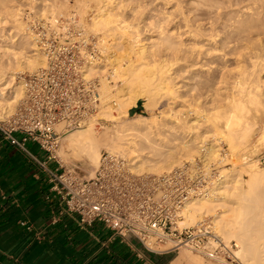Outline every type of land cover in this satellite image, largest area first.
<instances>
[{
    "label": "bare ground",
    "instance_id": "1",
    "mask_svg": "<svg viewBox=\"0 0 264 264\" xmlns=\"http://www.w3.org/2000/svg\"><path fill=\"white\" fill-rule=\"evenodd\" d=\"M25 1L28 3V5H26L27 8H29V10L32 9L36 17H32L30 12L23 14L24 8L22 7V3H25ZM116 1L117 0H76V4L73 5V8L75 5V7H77L75 11L77 12L76 14H79L78 17L81 22V13H84L90 8L96 9V12L90 17L89 23H86L87 25L89 24V30L102 35L106 60L111 64L114 71L113 77L122 82L120 84L121 86L118 87V89L116 88V92L112 93L111 98L115 100V107H104L101 111V115L108 117L107 120L111 118L110 121L116 124L104 126L97 120H91L92 122L89 121L91 123L88 122L84 128L65 132L62 135L63 140L74 154H78L94 167L98 166L100 149L104 148L109 151L125 152V154L131 155L129 157L134 159L132 165L136 171L153 173H159L164 170L167 171L180 164L183 159L193 158L195 155L204 156L205 160H209L212 156L218 154L217 151H219L220 148L219 144L225 142L227 148L224 152H226V155L229 153L231 156L235 157V159H228L230 156H225L224 161H231L233 168L229 171H235L236 173L233 176L230 175V172L221 175L209 195L190 199L182 211V220L180 224L184 225V221L185 223H195V220L200 218L203 214L205 215L213 204L219 203L223 210L212 218V222L216 225L212 227L218 228V233L226 239V241L230 238H234L238 249L234 251L232 258H216V261L221 264H264V167H259L255 161V163H253L252 159H250V154L255 151L258 152L264 145V73L262 72L263 75H258V77H256L257 80L254 78L255 81L252 79V81H247L248 78H246V74H240L241 76H238L240 77V81H237V84L234 81L232 85L234 86L232 87L234 91L237 88V91L240 92L237 93L233 91L234 93H232L230 99L228 93L225 92L226 87L225 89L223 87L225 83L221 76L224 75L220 74L218 78L215 77L217 74L215 76L209 75V77H207V75L203 76L204 71L206 74L214 69V65L212 64L215 59H213L214 61L210 59L212 55L216 58H220V60H224L226 58L225 56L228 58V54L235 56L239 54L242 56L245 55L247 50L257 48L264 49V42L259 36H256L258 37L256 41L254 35L253 37L255 40L242 35V33L245 34L244 32H246V34L248 32L251 35L252 31L249 30L256 29V31H263L264 37V26L262 27L264 23L260 22L264 20L256 16L257 11H254L255 7L253 3H249V5L252 4V6L248 5L247 7L246 5L245 7H247L248 10L246 12H252L246 13L247 19L239 20L236 26L230 28V31L223 30L224 34L227 31V36L223 39L222 36H219V39H217L216 37H218L220 31L217 30L215 32L213 30L215 33L213 31H208L209 34L205 32L207 37H204L205 29L202 28L204 25L202 26L193 19L189 14V10H184L186 1L184 0V6L182 7L183 3L181 4L179 0H167L166 4L171 5L170 10L167 9L164 11L163 8L165 9V6L161 8L163 11L159 9V6H157V8L159 7L158 10L161 13L160 17L162 19V15L168 18V20L163 19L164 23L172 20V27L171 29L168 28L165 30L164 24L162 26L163 21H156V26L160 27L159 34L163 33L162 35H164L161 39L162 45L159 47L163 46L164 50L166 48L171 50L169 51L171 53L166 52L167 50H161V53L162 51H164L163 53H168L169 58L171 57L169 54H172L173 59L168 60L166 59L167 57L162 59V57L160 61H153V57V59L151 58L152 60L150 59L151 61H149L147 60V58H149L147 56L153 52L144 44L142 46L137 45L139 41L137 32L139 30L135 31L138 26H136L135 30L133 27L138 23H134L133 20L137 17H135L137 10L140 11V9L146 6L145 3L149 2L151 6H156V2L160 1L161 3V0H135V6L131 4L132 2L134 3V1L131 0L132 2L130 1L131 3L129 4L133 7L130 5L129 7L123 6V3L121 4L122 0H118L119 2ZM128 1L129 0H127V2ZM192 1L194 2L196 0ZM237 1L239 0H236V2ZM244 1L245 0H242L240 2L242 3ZM122 2H124V0ZM188 2L191 3V0ZM92 3L94 7H91ZM152 3L154 4L152 5ZM214 4L215 3H213V5ZM256 4L259 5L257 2ZM221 5L223 7V2L220 4L219 8L217 7L218 10L221 8ZM69 6L67 0H0V117L11 114L19 100L23 97V86L20 80L17 81L16 73L22 72L23 70L34 71L44 65L45 60L40 49L36 46L37 37L31 26L36 20L55 21L59 15L65 14L71 8H69ZM151 6L147 9L151 8ZM138 7H140V9ZM189 7L190 6L187 8H192V6ZM207 7L209 8L210 5ZM262 7H264V5ZM153 8L154 7H152V9ZM196 8L198 9L199 7H195V10ZM227 8L228 6L225 7L226 10L229 9ZM195 10H193V12H195ZM126 11H130L128 12L130 15L127 14ZM210 11L212 12V9ZM243 11L245 13V10ZM223 13L224 11L221 13L222 16L225 14ZM203 14H205V12ZM203 14H201V16ZM234 14L236 13L234 12ZM241 14L243 13L241 12ZM154 15H156L157 18L159 14L154 13ZM196 16H198L197 13ZM204 16L205 15H203V17ZM230 16L232 17V15ZM230 16L227 15L228 18ZM156 18H154V22ZM170 18L171 20H169ZM217 18L219 19V17ZM230 19L231 18H229V20ZM210 20L208 22H210ZM213 20L214 19H212V21ZM219 22L220 21H218V23ZM169 25L171 24L169 23ZM218 25L219 24L211 26L215 29V26ZM165 26L168 27V25ZM223 28L226 27L223 26ZM233 34L236 39L239 36V38L243 36L246 38L243 43L241 42V45L238 47H235V45L234 48H232L233 43L231 44L229 41ZM259 35H261V33ZM182 36L187 39V42L183 41L184 38H182ZM112 37L114 43L111 42L110 45L112 44L113 46H111V51L114 49L113 58L110 57L111 55L108 52L110 48L108 39L111 40ZM172 38L175 39V41H173ZM204 40L207 41L203 43ZM229 42L231 46L228 45ZM216 43L217 45L215 46ZM236 44L238 43L236 42ZM156 52L157 54L159 53L158 51ZM156 52L152 55L155 56ZM252 52L251 54L253 55L255 52L256 55L257 53L259 54L258 51ZM251 54L249 55L250 58L252 56ZM132 55H134V57H132ZM234 59L233 56V60ZM241 59L245 61V58ZM223 60L222 63H224ZM246 60L248 61L250 59ZM251 60L249 63L253 62ZM225 61H227V59H225ZM255 61L256 60H254V62ZM259 61L263 60L259 59ZM224 64L227 63L225 62ZM240 65L241 63L239 62L237 66ZM248 65L247 68L244 67L246 70L248 69ZM257 65L262 67L261 64ZM223 66L228 67L226 65ZM173 68L176 69V73L173 71ZM257 68L258 66H255V69ZM171 69H173L172 71L175 75L181 76L182 73L189 72L191 76L190 78L188 77L189 80H197L195 77H197L198 80L195 82L196 84L192 80L191 82L186 81L187 83H181L180 85L176 84V90L172 82L175 76H171ZM236 69L239 70L238 67H236ZM262 69H264V67H262ZM89 70L90 73L95 72L93 68H89ZM219 70L225 72L221 69ZM258 71L261 72L259 69ZM217 72L219 73L218 69L216 73ZM242 72H244V70ZM250 73H252V71ZM255 76L257 75H254V77ZM214 77L215 79H213ZM250 78L253 77L250 76L249 79ZM183 80L185 81V79ZM191 84H194L193 87ZM108 87L110 86L104 82V88H106L105 90L108 92V95H105L107 98L110 96ZM173 87L175 89H173ZM194 90H196V92ZM174 91H185L182 94H178H180V98L188 97V100L183 98L182 100H185V103H182L178 94L175 95L174 99L176 97L178 98H176V100H178L177 102L180 108L176 105V115L173 116L178 123L175 122L177 125L174 124V126L170 127L171 129L168 127L160 133H153L154 130L152 131L150 129L152 127H149V124L144 119L146 117L143 119L139 117L138 121L134 119L132 123L126 125L123 123L121 124V120L130 118L128 109L136 100L142 98L144 107L151 108L157 106L156 99L158 97L160 98L165 95V97H167L173 94L172 92ZM235 93H237L238 96L240 93L241 97L239 96L240 98L238 97V99L234 98ZM171 99L173 98L171 97ZM232 99L234 100L229 102V100ZM206 104L212 105V111L203 107ZM119 122L121 125L117 124ZM199 129L203 130L201 131L202 133L198 132ZM174 134V137L179 141L167 144L168 135L172 136ZM165 137L167 139H165ZM256 137L257 139H255ZM256 152L254 154H256ZM237 160L238 162L236 163ZM241 165V169L248 174L247 179L241 177L243 170L242 172L241 170L237 172L234 168L238 166L241 167ZM214 190L216 192H213ZM183 247L185 246L181 245L177 250ZM186 257L187 254L185 252H180L172 259L170 264H181ZM193 261L199 262L195 258Z\"/></svg>",
    "mask_w": 264,
    "mask_h": 264
},
{
    "label": "built area",
    "instance_id": "2",
    "mask_svg": "<svg viewBox=\"0 0 264 264\" xmlns=\"http://www.w3.org/2000/svg\"><path fill=\"white\" fill-rule=\"evenodd\" d=\"M31 28L45 62L20 74L23 97L11 114L0 117V136L45 172L63 211L74 214L80 226L99 220L153 253H170L184 245L214 261L229 259L236 243L226 242L206 219L180 224L186 203L209 195L220 179L204 156L162 173H148L136 171L134 159L125 153L103 150L89 177L80 174L77 164L60 159L56 151L65 132L98 120L104 106L115 105L101 90L104 82L113 87V68L100 34L89 31L76 13L59 15L53 22L36 20ZM29 141L55 167L36 156L26 146Z\"/></svg>",
    "mask_w": 264,
    "mask_h": 264
},
{
    "label": "crops",
    "instance_id": "3",
    "mask_svg": "<svg viewBox=\"0 0 264 264\" xmlns=\"http://www.w3.org/2000/svg\"><path fill=\"white\" fill-rule=\"evenodd\" d=\"M41 157L55 167L44 152ZM76 219L63 211L45 172L0 136V264L170 263L169 253L150 252L99 220L80 226Z\"/></svg>",
    "mask_w": 264,
    "mask_h": 264
},
{
    "label": "rangeland",
    "instance_id": "4",
    "mask_svg": "<svg viewBox=\"0 0 264 264\" xmlns=\"http://www.w3.org/2000/svg\"><path fill=\"white\" fill-rule=\"evenodd\" d=\"M68 1V3H69V10L67 11L68 12V14H71L72 12L73 13H77L76 11H75V8H77V7H75L74 6V8H73V5L74 4H76V0H67ZM119 1H121V0H119ZM118 0L116 1V2H119ZM123 1V0H122ZM121 1V4L123 5V6H128L129 7V3H131L132 1H134V3L132 2L131 4H133V6H135L136 4H135V0H129L128 2H127V0L125 1L124 0V2H122ZM131 1V2H130ZM159 1V0H158ZM166 1L167 0H163V4H162V0H161V3H160V1L159 2H156L155 3V1H154V3L156 4V6L155 5H153L154 3H152V5L153 6H151L150 4L151 3H145L146 4V6H144V8H142V9H140V7H138L139 9H140V11H138L137 10V12L135 13V20H133V22L134 23H138V24H136L135 25V27H133V29L135 30L136 29V26H138L137 27V29L135 30V31H138L137 33H138V36H139V38H138V36H137V38H138V43H137V45L138 46H142L143 44L145 45V46H147L150 50H151V52H153V53H150L147 57H149V58H147V60H149V61H151L152 59H153V57H154V60L153 61H160V60H162V59H164V58H166V59H168V60H172L173 58V55L172 54H169V55H171V57L169 58V56H168V53H166V52H169V51H171V50H168V48H166L165 50L163 49V46H161V47H159L160 45H162L161 44V39L164 37V35H162V34H159L160 33V27H158V26H156V21H163L162 22V26H163V24H164V29L165 30H167L168 28H170L171 29V27H172V24L173 23H171L172 22V20H171V18H173V17H171L169 20H171V21H166L167 23H164V20L165 19H167L168 20V18L166 17L165 18V16H163L162 15V17H163V19L160 17L161 16V13H160V11L158 10V8L161 10V8H163L164 6H165V9L163 8V10L165 11V10H170L171 9V5L169 4H166ZM180 2H181V4H182V7L184 6V2L186 1V3H185V6H184V10H189V14L192 16V18L193 19H195L197 22H199L203 27V29H205L204 30V37L206 36L207 37V34H209L208 33V31L210 32V31H217V30H219L220 31V34L218 35V37H216L217 39H219V36H222V39L225 37V36H227V31H226V33L224 34L223 33V30H228V31H230V28H233L234 26H236L237 24H238V21L239 20H242V19H247L246 18V15L248 14V13H250V12H252V11H249V12H246V11H248L247 10V7H248V5H249V3H253V6L255 7V9H254V11L257 13V15L256 16H258V18H260V19H263L264 20V7H262L263 5H264V0H257V1H254V0H245L244 2H240V1H242V0H239V1H237L236 2V0L234 1H232V0H224V1H221V0H208V2H210V3H208L207 2V0H205V2H204V0H201V2H200V0L198 1V0H196V1H192L191 0V3H189L188 1H190V0H179ZM183 1V2H182ZM212 1V2H211ZM214 1V2H213ZM216 1V2H215ZM255 3H254V2ZM127 4H126V3ZM147 2V1H146ZM188 2V3H187ZM195 2H198V3H195ZM222 2H223V7H222V5H221V8L218 10V8H219V6H220V4H222ZM231 2V3H230ZM234 2V3H233ZM240 2V3H239ZM256 2L257 3H259V5H257L256 4ZM71 3V4H70ZM193 3V4H192ZM204 3V4H203ZM207 3H208V5H207ZM213 3H215L214 5H213ZM227 5H226V4ZM230 3V4H229ZM236 3V4H235ZM23 4V8H24V13L23 14H26V13H31V16L32 17H36L34 14H33V11H32V9H30L29 10V8H27V6L26 5H28V3L25 1V3L23 2L22 3ZM25 4V5H24ZM125 4V5H124ZM135 4V5H134ZM147 4H148V6H147ZM166 4V5H165ZM190 4V5H189ZM197 4V5H196ZM224 4H225V7H227L228 6V10H226L225 9V7H224ZM229 4V5H228ZM240 6H239V5ZM243 4H245V5H243ZM168 5V6H167ZM210 5V7L208 8L207 6H209ZM213 5V6H212ZM218 5V6H217ZM232 5H234V6H232ZM243 5V6H242ZM247 5V7H245ZM131 7H133L132 5H130ZM151 6V8H149V9H147L148 7H150ZM157 6H159L158 8H157ZM163 6V7H162ZM167 6V7H166ZM188 6H192V8H190V9H188L187 7ZM193 6H194V8H193ZM199 7L198 9L196 8V10H195V7ZM231 8H230V7ZM249 6H252V4H250ZM256 6H257V8H256ZM29 7V6H28ZM91 7H94V4L92 3L91 4ZM152 7H154L153 9H152ZM155 7H156V9H155ZM204 7H206V8H204ZM212 7V8H211ZM218 7V8H217ZM239 7L240 8V10H239V8L237 9V8ZM242 7V8H241ZM27 8V9H26ZM137 8V9H138ZM146 8V9H145ZM200 9V10H199ZM212 9V12L210 11ZM215 9V10H214ZM148 10H150V11H148ZM153 12H152V11ZM163 10H161V11H163ZM193 10H195V12H193ZM214 10V11H213ZM221 10V11H220ZM243 10H245V13H244V11ZM147 11V12H146ZM155 11V12H154ZM191 11V12H190ZM208 11V12H207ZM224 11V15L222 16L221 15V13ZM227 11V12H226ZM230 11V12H229ZM238 11H239V13H238ZM260 13H259V12ZM67 12L64 14H62V15H64V16H67L68 14H67ZM86 12V13H85ZM84 13H81V17H82V22H83V24L86 26L87 25V23H89L88 21H89V19H90V17L92 16V14L93 13H95L96 12V9L95 8H90V9H87V11H85ZM128 12H130V11H126V13L127 14H129L130 15V13H128ZM139 12V13H138ZM205 12V14H203ZM214 12V13H213ZM216 12V13H215ZM230 14H229V13ZM234 12L237 14H234ZM241 12L243 13V14H241ZM261 12H262V14H261ZM148 13H149V15H148ZM154 13L156 14V13H158L159 15L157 16V18H156V15H154ZM196 13H197V15L198 16H196ZM211 13V14H210ZM212 13H213V15H212ZM247 13V14H246ZM33 14V15H32ZM137 14V15H136ZM144 14V15H143ZM152 14V15H151ZM163 14V13H162ZM194 16H193V15ZM201 14H203V15H205L206 16V19H205V16L203 17V15L201 16ZM208 15V17H207V15ZM219 16H218V15ZM262 15V16H260V15ZM77 15H79V14H77ZM213 17H212V16ZM216 15H217V17H219V19L216 17ZM226 15V16H225ZM227 15L228 16H230V15H232V17L230 16L229 18H231L230 20H229V18L227 17ZM240 15V16H239ZM25 16V15H24ZM156 18L155 19V22H154V18ZM195 17V18H194ZM202 17V18H201ZM211 18V20H210V18ZM215 17H216V19H218V20H216L215 19ZM241 17H243V18H241ZM129 18H131V17H129ZM151 18H152V21H151ZM160 20H159V19ZM201 18V19H200ZM144 19V20H143ZM158 19V20H157ZM162 19V20H161ZM212 19H214L213 21H212ZM221 19V20H220ZM56 20V19H55ZM150 20V21H149ZM210 20V22H208ZM207 21V22H206ZM218 21H220L219 23H218ZM222 21H224V22H222ZM87 22V23H86ZM140 22V23H139ZM216 22V23H215ZM260 22H262V23H264V21H260ZM153 23V24H152ZM169 23L171 24V25H169ZM224 25H223V24ZM230 23V24H229ZM232 23V24H231ZM216 24H219L218 26H215V29L214 28H212V26H214V25H216ZM221 24V25H220ZM226 24V25H225ZM228 24V25H227ZM141 25V26H140ZM165 25H168V27H166ZM212 25V26H211ZM144 26V27H143ZM153 26H155V27H153ZM208 26V27H207ZM223 26H225L226 28H223ZM231 26V27H230ZM264 25H262V27H263ZM89 24L87 25V29L89 30ZM205 27V28H204ZM220 27H222V28H220ZM140 28V29H139ZM216 28H218V29H216ZM220 28V29H219ZM228 28V29H227ZM209 29V30H208ZM261 29V28H260ZM89 31H91V30H89ZM213 31V32H214ZM249 31H252V33H254V34H252L251 33V35H250V33H248L247 32V34H246V32H244L245 34H243L242 33V35H245V37H247V38H253L254 40H255V38H256V41H257V39H258V37H256V36H259V38L264 42V39H262V38H264L263 37V31L262 32H260L259 30H257L256 31V29H250ZM92 32V31H91ZM170 32V31H169ZM207 34H206V33ZM214 32V33H215ZM257 32V33H256ZM93 33H95V32H93ZM261 33V35H259ZM96 34H98V33H96ZM140 34V35H139ZM222 34V35H221ZM158 35H160V36H158ZM253 35H254V37H253ZM100 37H101V40H102V35L100 34L99 35ZM231 36V35H230ZM234 36V37H233ZM251 36V37H250ZM240 37V36H239ZM237 38L236 39V37H235V35L233 34L232 35V38H231V40H229L230 42H231V44H232V48H234V46L235 47H238L239 45H241V42L243 43V41H244V39H246L244 36L242 37V38ZM182 38H184V40L183 41H186L187 39H185V37L184 36H182ZM221 38V37H220ZM109 39H110V37H109ZM108 39V41H109V45H110V43L111 42H113V37H112V41L111 40H109ZM159 39H160V41H159ZM172 40L173 41H175V39H173L172 38ZM103 41V43H104V40H102ZM207 40H204L203 41V43H205ZM233 41V42H232ZM260 41V40H259ZM187 42V41H186ZM230 42L228 43V45L229 46H231V44H230ZM236 42L238 43V44H236ZM114 43V42H113ZM208 45V44H207ZM217 45V43L215 44V46ZM111 46H112V44L108 47L109 48V50H108V52H109V54L111 55H109L110 57H112L113 58V54H114V49H112V51H111ZM209 46H210V44H209ZM113 47V46H112ZM227 49H229V48H227ZM160 50V51H159ZM161 50H164V51H166L165 53H163L164 51H162V53H161ZM264 49L263 48H257V49H251V50H247V52L245 53V55H242V56H240L239 54H236V56L235 55H229L228 54V58H227V56H225L224 58L225 59H227V61H225V59L223 60V62L225 63H227V64H224V63H222V60H220V58H216L214 55H212V56H210L211 58L210 59H212L211 61H214L213 59H215V61H214V63L212 64V65H214V69L213 70H215V68H216V70L215 71H209L210 73H206L205 74V71L202 73L203 74V76H205V75H207V77H209V75L211 76V75H213V76H215L216 74V76L215 77H220V74L221 75H224V76H221V78L223 79V82L225 83H223L225 86H223L224 87V89H225V87H226V89H225V92L226 93H228V95H229V99H230V96L232 95V93H234V92H240V91H237V88H236V90L234 91V88H232V87H234V86H232L233 85V83H234V81H235V83L237 84L238 82L237 81H240L239 80V78L240 77H238V76H241L242 74H246V78H248L249 79V77L251 76V77H253V78H250L249 80L247 79V81H255V79L254 78H256V77H258V75H260V74H262V72L264 73V69H262V67H264V51H263ZM156 51H158L159 53L157 54V52ZM253 51V52H252ZM254 51H258L259 52V54L257 53V55H259L260 56V54H261V58L259 57V56H257L256 55V52H255V54L253 55V54H251V52L252 53H254ZM155 52H156V55L155 56H153L154 54H155ZM161 53V54H160ZM169 53H171V52H169ZM153 54V55H152ZM161 56H160V55ZM164 56H163V55ZM166 54V55H165ZM252 55L251 56V58H250V56L249 55ZM159 55V56H158ZM240 56L239 58H237L238 56ZM247 55V56H246ZM151 56V57H150ZM230 56V57H229ZM233 56H234V60H233ZM245 56V57H244ZM132 57H134V55H132ZM163 57V58H162ZM213 57V58H212ZM254 57V58H253ZM262 57H263V59H262ZM152 58V59H151ZM162 58V59H161ZM237 58V59H236ZM241 58H245L244 60L245 61H243V59H241ZM108 59V58H107ZM151 59V60H150ZM229 59V60H228ZM238 59H241V60H238ZM246 59H252L251 61H253V62H250L249 63V61L250 60H246ZM256 60L255 62L257 63V64H261V66L262 67H260L259 65H257L255 62H254V60ZM259 59H261V60H263V61H259ZM236 60V61H235ZM247 61V62H246ZM239 62L241 63V65L240 66H237L238 64H239ZM243 62H246V63H243ZM254 64V67H253V64ZM221 64V65H220ZM249 64V65H248ZM215 65H216V67H215ZM223 65H226V66H228V67H225V66H223ZM244 65H246V66H244ZM247 65H248V69L246 70V68H247ZM253 68H252V67ZM255 66H258V68L257 69H255ZM236 67H238L239 68V70L238 69H236ZM244 67H246V68H244ZM260 67V68H259ZM252 68V69H251ZM174 69V70H173ZM173 69H171L170 71H171V76H175V78H173V84H174V87L176 88V84L177 85H180L181 83H187V82H191V80L192 79H190L189 80V78L191 77L190 76V73L189 72H186L187 73V75H186V73H182L181 74V76L180 75H175V73H176V69L175 68H173ZM217 69H218V71H219V73L217 72L216 73V71H217ZM219 69H221V70H223V71H225V72H222V71H220ZM241 69V70H240ZM250 69V70H249ZM258 69L259 70H261V72L260 71H258ZM175 71V73H173V71ZM244 70V72H242ZM238 71V72H237ZM241 71V72H240ZM252 71V73H250V72ZM24 72H31V70H23L22 72H18V73H16V79H17V81L18 80H20V78H19V76H20V74L21 73H24ZM114 72V71H113ZM206 72H208V71H206ZM240 72V73H239ZM248 74H247V73ZM213 73V74H212ZM185 74V75H184ZM189 74V75H188ZM219 74V75H218ZM226 74V75H225ZM241 74V75H240ZM114 75V74H113ZM249 75V76H248ZM254 75H257V76H255L254 77ZM263 75V74H262ZM177 76V77H176ZM180 77H181V79H180ZM185 77V78H184ZM189 77V78H188ZM215 77L213 78V79H215ZM178 78H179V80H178ZM197 80H198V78L197 77H195ZM174 79H176V80H174ZM183 79H185V81L183 80ZM237 79V80H236ZM252 79V80H251ZM112 80H113V87H108V89H109V95L110 96H108V98H107V96H106V99L108 100V99H110L111 97H112V93H114V92H116V88L118 89V87H120L121 85V81L120 80H118V79H116V78H114V77H112ZM117 80V81H116ZM179 82H178V81ZM197 80H192L194 83L197 81ZM256 80H257V78H256ZM184 81V82H183ZM187 81V82H186ZM192 82V83H193ZM196 84V83H195ZM240 84V83H239ZM108 86H109V84H107ZM192 85V84H191ZM194 85V84H193ZM193 85H192V87H193ZM264 86V85H263ZM173 87V89H175ZM103 88V89H102ZM102 88H101V90H102V92H103V94H104V96L105 95H108V92H106L107 90H105L106 88H104V83L102 84ZM111 88L112 89H114V91H111ZM176 90H177V88H176ZM179 90H181V89H179ZM173 91V90H172ZM195 92H196V90H194ZM234 91V92H233ZM105 92V93H104ZM175 92V91H174ZM174 92H172L173 94H170L169 96H167V97H165V96H161L160 98L158 97H156L157 99H156V105L157 106H155V107H151V108H145L144 107V105H143V99L142 98H140V99H138V105H137V111H133V112H130L129 113V111H128V115H129V117L131 118H127V119H123V120H121L120 122H121V124L123 123L124 125H126V124H129V123H132L133 122V120L134 119H136V121H138V118L140 117L141 119H143L144 117H146V118H144L145 119V121L149 124V127H152V128H150L152 131L154 130V132L153 133H160V132H162V131H164L165 130V128L167 129L168 127H169V129H171L170 127H172V126H174V124L175 125H177L175 122H177L176 120H175V118H174V116L176 115V111H175V109L177 110V107H179L180 108V106H179V103L177 102L178 100H176V98L174 99V97H175V95L176 94H178V93H180V94H182L183 92H185V91H176L175 92V94H174ZM237 93H235V97L234 96H232V97H234V98H237L238 99V97L240 96V93H239V96H238V94ZM180 94H178V97H179V95ZM237 94V95H236ZM237 96V97H236ZM171 97L174 99H171ZM241 97V96H240ZM239 97V98H240ZM180 98V97H179ZM185 100H188V97H183ZM183 98H180V100H181V102L182 103H185L184 101L185 100H182ZM111 99H113L114 100V98H111ZM178 99V98H177ZM173 100V101H172ZM176 100V101H175ZM234 99H232V100H229V102L230 101H233ZM175 104H174V103ZM180 102V101H179ZM180 102V103H181ZM176 105H177V107H176ZM107 106V105H106ZM106 106H104V107H106ZM108 106H110V105H108ZM103 107V108H104ZM112 107H115V106H112ZM203 107H205V109H208L209 111L211 110V108H212V105H209V104H206V105H204ZM207 107V108H206ZM102 108V109H103ZM129 110V109H128ZM102 111V110H101ZM212 111V110H211ZM174 115V116H173ZM107 118L108 117H105V116H103V115H101V112H100V114H99V117H98V122L99 123H101L102 125H104V126H111V125H113L115 122H111L110 121V119L111 118H109V120H107ZM105 120V121H104ZM109 121V122H108ZM129 121V122H128ZM186 121V120H185ZM92 122V121H91ZM91 122H89V123H91ZM120 122L119 123H117V124H119V125H121L120 124ZM182 122V121H181ZM178 123V122H177ZM106 124V125H105ZM116 124V123H115ZM114 124V125H115ZM85 127V126H84ZM84 127H82V128H84ZM81 129V128H80ZM198 131V130H197ZM196 131V132H197ZM201 131H203V130H201V129H199V131L198 132H200V133H202ZM175 136V134L174 135H168V139L165 137V139H167V144H172V142H174V143H176V142H178L179 140L178 139H176V137H174ZM218 136V135H217ZM216 137V136H215ZM258 137V136H257ZM257 137L255 138V139H257ZM169 140V141H168ZM264 140V139H263ZM219 142H221V141H219ZM264 144V143H263ZM26 146L33 152V153H35V154H37V156L39 157V158H43V157H41L42 156V151H39L40 149L36 146V144H33L32 142H27L26 143ZM219 146H220V148H219V151H217L218 152V154H216L215 156H212L209 160H206V161H208V163H212L213 164V168H214V171H212V172H218L219 173V176H221V175H224V174H228L229 172H230V175L231 176H233L236 172L235 171H229L230 169H232L233 167V165H231L232 164V162L230 161H224L225 160V156L226 157H229L228 159H230V158H233V159H235V157H233V156H231L229 153L226 155V152H224V151H226V148H227V145H226V143L225 142H221L220 144H219ZM221 149V150H220ZM103 150H107V149H104V148H102V149H100V153L103 151ZM261 150V151H260ZM260 151V152H259ZM259 151L258 152H256V154H254V153H251L250 154V156L252 157H250V159H252V161H253V163H257V165L259 166V167H264V145H263V147H261L260 149H259ZM99 153V154H100ZM125 153V152H124ZM257 153H258V155H257ZM260 153V154H259ZM56 154L60 157V159L64 162V163H68V164H77L80 168V174L81 175H84V176H86V177H89V176H92L93 174H94V170H95V168L96 167H94V166H92L90 163H87V161H85V159L84 158H82L81 156H79L78 154H74L68 147H67V145H66V143H65V141L63 140V137L61 138V140L59 141V145H58V148H57V151H56ZM127 154V153H126ZM253 154V155H252ZM128 156H131V155H129V154H127ZM100 156V155H99ZM197 156H200L201 157V155H195V156H193V158L194 157H197ZM206 156V155H205ZM237 157V156H236ZM238 158V157H237ZM236 158V159H237ZM189 159H191V158H185V159H183L182 161H181V163L182 162H184V160L186 161V160H189ZM204 159H205V157H204ZM224 162H223V161ZM239 160V159H238ZM238 160L236 161V163L238 162ZM235 161V160H234ZM255 161V162H254ZM223 162V163H222ZM239 162H241V161H239ZM180 163V164H181ZM180 164H178V165H180ZM224 164V165H223ZM178 165H176V166H178ZM221 166V167H220ZM235 168V170L238 172L239 170H241V172H242V170L243 169H241L242 168V165H241V167L240 166H238V167H234ZM222 169H225V170H222ZM170 170V169H169ZM166 170H164V171H162V172H165ZM168 171V170H167ZM162 172H159V173H162ZM245 172V173H244ZM148 173H153V172H148ZM155 173V172H154ZM241 177H243V178H245V179H247V177H248V174H247V172L246 171H244L243 170V173H241ZM218 182V180L215 182V184ZM214 184V185H215ZM214 187V186H213ZM213 192H216L215 190L213 191ZM223 210V208L221 207V205L219 204V203H217V204H213L212 206H211V208H210V210L209 211H207V213L204 215H202V216H200V218H198V219H196L195 220V223L196 222H198V221H200V220H202V219H206L207 220V222L209 223V225H210V227L212 228V230H214L217 234H219L218 233V231H217V229L216 228H214L216 225L212 222V218L214 217V216H216L220 211H222ZM195 223H193V224H195ZM183 224L184 225H193L192 223H185V221L183 222ZM215 225V226H214ZM212 226H214V227H212ZM214 228V229H213ZM220 235V234H219ZM221 236V235H220ZM222 237V236H221ZM223 238V237H222ZM224 239V238H223ZM225 241H226V239H224ZM227 241H234L235 243H236V240L234 239V238H230V239H228ZM226 241V242H227ZM238 249V247H234L233 249H232V254H231V257L230 258H232V256H233V253H234V251H236ZM180 252H185L186 254H187V257L183 260L184 262H182L181 264H219L220 262H218V261H214V260H212V259H209L208 257H206L204 254H202V253H199V252H197V251H193V250H191V249H189V248H187V247H183V248H181L180 250H176V251H173V252H171V253H169L170 255H171V258H170V262H171V260L177 255V254H179ZM194 258L195 259H197L199 262H195V261H193L194 260ZM170 264V263H169ZM221 264V263H220Z\"/></svg>",
    "mask_w": 264,
    "mask_h": 264
},
{
    "label": "trees",
    "instance_id": "5",
    "mask_svg": "<svg viewBox=\"0 0 264 264\" xmlns=\"http://www.w3.org/2000/svg\"><path fill=\"white\" fill-rule=\"evenodd\" d=\"M135 109H136L135 111H137V108H135ZM135 111H134V112H135ZM132 112H133V111H132Z\"/></svg>",
    "mask_w": 264,
    "mask_h": 264
}]
</instances>
